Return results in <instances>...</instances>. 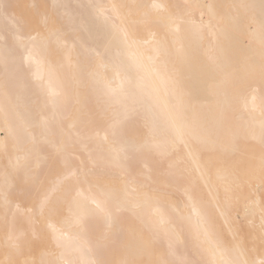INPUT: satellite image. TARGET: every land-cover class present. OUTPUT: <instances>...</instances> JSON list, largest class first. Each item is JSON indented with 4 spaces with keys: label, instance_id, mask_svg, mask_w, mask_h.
Segmentation results:
<instances>
[{
    "label": "bare ground",
    "instance_id": "obj_1",
    "mask_svg": "<svg viewBox=\"0 0 264 264\" xmlns=\"http://www.w3.org/2000/svg\"><path fill=\"white\" fill-rule=\"evenodd\" d=\"M0 264H264V0H0Z\"/></svg>",
    "mask_w": 264,
    "mask_h": 264
},
{
    "label": "rangeland",
    "instance_id": "obj_2",
    "mask_svg": "<svg viewBox=\"0 0 264 264\" xmlns=\"http://www.w3.org/2000/svg\"><path fill=\"white\" fill-rule=\"evenodd\" d=\"M181 165H182V163H180ZM157 166V167H156ZM156 167V168H155ZM155 167L153 166V168L155 169V171H157V169H158V171H161L162 170V168H161V165H155ZM97 167H95V169H96ZM171 190V189H170ZM33 189L32 190H30L29 192H28V194H32L33 192ZM238 217H239V219L241 220V215L239 214L238 215Z\"/></svg>",
    "mask_w": 264,
    "mask_h": 264
}]
</instances>
